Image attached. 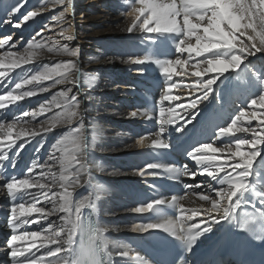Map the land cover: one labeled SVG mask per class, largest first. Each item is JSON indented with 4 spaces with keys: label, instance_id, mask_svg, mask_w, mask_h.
I'll use <instances>...</instances> for the list:
<instances>
[{
    "label": "snow or ice",
    "instance_id": "obj_1",
    "mask_svg": "<svg viewBox=\"0 0 264 264\" xmlns=\"http://www.w3.org/2000/svg\"><path fill=\"white\" fill-rule=\"evenodd\" d=\"M27 0H15L14 3H9L4 6V14L6 22L11 23L12 18L17 14L25 22L33 20L40 15L42 10H47L46 5H42L35 10L21 12ZM55 4L63 5L65 0H54ZM69 5L72 0H67ZM132 0L131 11L128 15L133 16V22L127 28L129 33L134 29L142 32L156 33V37L168 36L174 38V47L177 53H188L186 59L176 58L165 61H151L162 70L164 76V91L161 94L159 101V122L160 129L157 133L156 140L153 143L155 148H168L169 144L160 139L161 134L168 129L166 126L177 124L178 120L183 119L184 123L188 122L189 117L195 112L192 111L204 101L209 99L213 85L216 83V77L229 72V70L237 69L249 56H256L257 53H264V0ZM143 20L141 21V17ZM55 18V17H54ZM62 19V17H60ZM140 21V23H137ZM151 25V26H150ZM15 27L20 28L21 24L17 22ZM48 28V25L44 26ZM167 34V35H165ZM239 34V36L237 35ZM36 35H40L38 32ZM60 35L64 36L62 31ZM65 39L72 40L73 36H64ZM243 38V39H241ZM194 39L195 43L191 41ZM11 37L0 39V49H5L3 55H0V67L4 66L7 58V63L10 68H19L24 64L33 63L38 56L39 49H45L49 53H63L69 56H77V50L63 47H56V43L49 45L44 39L37 41L33 37L24 51H12L16 48L15 43H9ZM212 52L211 57L192 62L195 57H201L204 53ZM148 58L136 59L130 61L134 64H144ZM185 66L194 69L191 75L199 79L194 83L183 84L173 80L174 75H186ZM181 71L177 72L176 69ZM209 73L214 75L209 76L207 80L203 79ZM82 73L77 63L68 62L60 63L55 66L45 65L43 69L29 76L27 72L20 78V82H16L14 87L7 91L6 94H0V110L7 109L10 104H15L17 101L24 100L28 97H35L38 93H46L50 88L58 84H71L78 86L82 77ZM7 72H0V77L7 78ZM252 76L256 77L261 85V90L264 91V79L257 76L255 71ZM45 81H51V84L44 85ZM8 83H11L8 80ZM0 85L7 88L8 84L5 80H0ZM28 85L34 87L27 88ZM44 85V86H41ZM183 86L191 90L192 93H199L194 98H189L185 103L169 104L165 106V102L178 101L181 97L174 95L172 89L174 87ZM72 89L59 93L62 98L60 102H49L40 104L38 110L23 113L20 116H14L10 123L0 122V179L3 183L0 187L6 188L7 194L12 198L10 207L11 218L8 221L12 229V234L7 240V249L10 250L11 264H64L65 260H70L68 254L69 238L73 227L76 225L74 217L81 216L78 208L85 206L91 207L92 202L89 197H85L78 203L73 202V191L81 183V172L87 170L85 158L88 155L90 144L83 134L84 123L80 103L76 96H68V92ZM91 99V97H89ZM251 105H258L264 109V95H258L256 98H250ZM62 109V111L53 112V108ZM86 110V109H85ZM53 113L51 116H46L39 123L33 124L38 116ZM181 113H190L183 117ZM4 113H0L3 115ZM138 115L147 116V112L138 113L131 112L133 118ZM30 116L31 120H24L23 117ZM246 113L239 111L234 119H231L230 126H220L216 133L217 139L220 137L232 134L234 132L250 133L251 139L247 136L236 137L234 146L232 143L226 142L223 147H213L212 143L201 142L202 146H195L193 151L188 153V156L195 160L198 165H206L201 169V175L210 177L213 183L208 184L209 191L196 192L199 200L206 202L210 207L204 208L203 213L206 217L200 223L192 224L190 227H185L186 219L191 220L200 214L198 209L185 210L180 201L187 199V195L174 196L171 198L170 206L179 208L181 211V221L179 224L173 222H165L158 224H136L131 231L147 232L152 228H160L170 235L175 237L181 243L186 245V250L191 251L193 245L196 244L199 237L210 232L213 225L220 224L222 221L235 219L237 209L241 207V203L245 194H251L255 203L252 204L256 208L257 201L261 206H264V190H258L250 182V170L253 167V160L259 155V150L264 149V113L257 116L256 108L253 107L247 113L250 125L252 120L259 119V124L256 127L240 126L243 125ZM73 118H79V126L71 130L73 136L72 143L76 151L69 158L64 153L63 145L67 137L57 140L52 145V151L48 154L47 160L40 163L34 159L30 167L26 170L27 175L24 178H18L17 175H4L7 166L15 167V157L23 150L26 144L32 142L31 139L25 140L23 144L16 147V140L23 137L35 138L51 133L57 127L63 124H71ZM151 118V117H149ZM19 126V131L16 133L15 140L12 139L14 129ZM182 130V127H181ZM95 137H93V140ZM140 147H144V141H138ZM44 145L43 139L39 141V147ZM16 147V151H13ZM247 147V151H242ZM61 155L57 156L56 153ZM221 153L227 154V159L223 163H211L215 160V156H206L205 153ZM11 153V155H9ZM7 162V165L4 163ZM57 164L59 171H54ZM147 168L160 167L158 164H148ZM75 169L73 171L72 169ZM39 173L36 174V170ZM139 175L144 176L145 172L137 169ZM165 171L172 174L174 178L189 175L187 167L166 168ZM194 176L195 173H192ZM188 189H199L201 184L185 185ZM38 189V191L30 192L26 189ZM58 188L59 191L53 189ZM18 193H22L18 196ZM214 193V196L212 195ZM98 198V197H97ZM18 201V202H17ZM166 203L165 200L156 199L155 204L162 206ZM42 204H50V208L37 206ZM27 205V206H26ZM153 209L152 203H147L146 207H137L134 210L138 213L147 212ZM159 211V208H157ZM33 213H38L37 219H33L31 223H40L47 221L46 226H41L38 230L25 231L23 234H18L17 230L23 224H28L25 217H30ZM58 213L63 215L58 216L59 223L55 219H49L52 216H57ZM213 213L218 215L213 216ZM259 216H264V211L258 213ZM255 216H249L241 224V227L246 229L252 223ZM201 224L207 226L201 228ZM89 238L96 232L94 225L88 226ZM264 237V234L258 238ZM18 241H30V246L18 247ZM39 242V243H37ZM82 246L87 252V244L82 243ZM35 249V251L33 250ZM122 257H129V251L119 253ZM134 264H144L145 260L142 256L132 258Z\"/></svg>",
    "mask_w": 264,
    "mask_h": 264
},
{
    "label": "bare ground",
    "instance_id": "obj_2",
    "mask_svg": "<svg viewBox=\"0 0 264 264\" xmlns=\"http://www.w3.org/2000/svg\"><path fill=\"white\" fill-rule=\"evenodd\" d=\"M14 2L15 0H0V22L2 23V21H5L6 27L14 29V37H11V41H9V43L16 44V48L12 49V51L22 53L30 40L24 42L23 38L19 41L16 40V38L22 34L25 36L31 33L34 24L37 28L45 20L49 21L45 24L49 27H44V29L41 30L40 35L35 37L37 41L44 39L49 45L55 42L57 48L62 49L66 46L69 49L77 50V56L73 57L63 53H49L46 48L39 49L37 50L38 56L34 59L33 63L21 65L19 68H16L14 72L19 76L27 72L30 76L41 71L43 69L41 68L42 64L55 66L60 63L75 62L83 75L78 86H73L71 84H58L50 88L46 93H38L35 97H28L24 100L17 101L15 104H10L7 109L0 110V113L6 112L5 114L0 115V117L9 116L11 111L16 114L15 116H20L23 113L35 111L34 107L38 110L40 104L52 101L60 102L62 98L59 96V93L66 91L68 88L72 89V91L67 94L69 97L76 96L80 103V110L82 112L84 123L83 134L90 144L88 155L84 161L89 170L81 172V183L74 189H70L73 191V202L78 203L87 196L95 203V211H93L91 207L85 206L81 210V213L83 215L86 209H90L96 215L99 225L108 229L104 234L108 241V247L105 253L110 264H134L132 258L135 256L127 245V240L130 236H134L135 232L130 230L129 234L123 233L128 222L133 225L132 227L136 225L133 217V203L130 199V192L135 187H140L146 179L154 176L151 172L147 171L148 174H145L143 178H141L143 181L138 182L137 179L139 178L129 170L130 165L128 160L137 162V168L139 169V166L142 164L146 167L150 162V157L152 155H158L160 150L169 149L172 151H179L180 153H189L194 150L195 146H202L201 142L212 143L213 147H223L224 144L229 141L234 146L236 137L239 136H247L251 139L250 133L234 132L220 137L219 139H217L216 133L219 131L220 126H230L231 119H234L235 115L239 114V111H244L246 116L244 117L243 125L238 123L237 127H256L259 124V119H255L251 121L250 125H248L247 113L250 112L253 107L256 108L257 116L264 113V109H261L258 105L252 106L250 100V98H256L258 95H264V91L261 90V85L257 78L252 76V72L255 71L258 77L264 79V53H257L256 56H249L237 69L229 70V72L217 76L216 83L213 85L209 99L199 104L196 109L192 110L195 113L189 117L186 124L180 125L184 123V120L181 119L178 120L175 125L166 126L168 130L161 134L160 139L166 141L169 144V147L166 149L155 148L152 145L156 140L157 133L161 126L159 122V101L161 94L164 91L165 81L162 70L156 65V63L151 61H165L176 59L178 57L186 59L188 53L180 54L176 52L174 38L168 36L156 37L158 35L156 33L142 32L138 29H134L132 33H129L127 28L132 25L134 19L133 16H131L132 19L128 20H122L119 15H115L114 17L109 16L110 11H116L115 7H118V5H120L128 14L133 6L132 0H101V3L103 2L104 5L103 7L101 6V8L98 5L100 4V0H72L71 5L67 3V0H65L63 5L55 4L54 0H27L24 8L21 9V12L35 10L42 5H46L47 10H42L40 15L27 23L20 18L19 14L12 18L11 23H7L3 9L4 6ZM136 6H139L138 0ZM106 7L109 9V14L105 12ZM78 14H80V18H76V15ZM60 17H62V19H60ZM19 19H21L19 22L21 27L17 28L15 27V24ZM77 19H81L80 22H78ZM100 19L106 21V24L109 25L107 30L110 31L112 35L117 36L118 33L120 37L114 38V36H112L113 39L110 43L116 44L113 45L114 47L111 49L102 50L99 47L97 52L98 60L95 61L91 58L86 61L83 59L82 44L79 40V38L86 36V33L83 31L85 27H83L82 24L85 25L90 21H99ZM142 20L143 16L141 17V21ZM93 23L94 22H92V24ZM137 23H140V21H137ZM4 29L5 27L2 30ZM62 31L64 32V36L71 35L74 39H65L64 36L60 35ZM47 33L51 35L48 37L42 36ZM237 35L239 36V34ZM12 39H14L13 42ZM191 42L195 43L194 39ZM107 47H109V45L105 43V48ZM126 55L131 56V60H126ZM212 55V52H208L204 53L201 57L194 56L192 62L194 63L196 60L202 61L204 57H211ZM145 57L148 58V60H146L144 64L130 63L132 60L144 59ZM107 63L110 65H116L115 67L119 66L118 69L125 67L126 70L131 72L132 79L121 76L126 74L118 72L117 74H114L113 77L111 75L109 83H101V74L103 71H107V69L111 72V68H104L100 70L101 72L98 71L96 74L94 72V66H103ZM4 64L8 66L7 58ZM184 70L187 73L186 75H174L173 80L188 84V82L194 83L199 79L191 75L192 71H194L191 67L185 66ZM176 71L180 72L181 69L177 68ZM10 75L9 72L8 76ZM212 75L214 74L209 73L207 76H204L203 79L207 80L208 77ZM120 81L122 83L124 82V86L121 88L122 95L125 98L127 105L130 106L131 112L137 111L138 113H148L147 116L138 115L135 118L129 113L127 117L121 118L126 123L129 122L125 129L120 128L118 125L115 126V123L108 125L103 119V114L101 113L102 102L104 100L103 92L107 91L109 88H116L118 85L117 83ZM18 82H20V79ZM15 83L16 80L12 83H7V88H5L4 85H0V92L6 94L7 91L14 87ZM48 84H51V81L44 82V85ZM26 87L31 88L34 87V85H28ZM172 92L174 95L181 97V99L173 102L166 101V107L169 106L170 103L173 105L185 103L190 97L194 98L199 95V93H192L190 89L183 86L174 87ZM89 97H91V99H89ZM115 106V109L125 112L122 105L117 103ZM99 108L101 110H99ZM103 110L108 112L106 107ZM56 111H62V109L54 107L53 112ZM52 114L53 113H47L46 115L38 116L37 118L43 120L46 116H51ZM181 115L186 117L190 115V113H181ZM23 119L31 120V117L27 116L23 117ZM2 122L10 123V121L7 120ZM32 123L36 124V121H33ZM78 126L79 118H73L71 124H63L51 133L37 136L34 139L31 137H23L20 140H16V147L23 144L25 140L31 139L32 142L26 144L19 154L22 156L30 155L33 159H37L40 163H43L47 160L48 154L52 151V145L55 144L57 140L67 137L63 148L64 153L70 158L76 151L75 146L72 143L73 136L71 130ZM122 129H124V131H121ZM18 131L19 126L13 131V140H15ZM132 134L138 137V141L143 140L145 146L140 147L138 142V147L132 145L130 143V136H132ZM93 137H95L94 140ZM42 139L44 145L40 148V151L37 152L36 149L39 147V141ZM16 147H14L13 150H15ZM242 151H247V147L243 148ZM56 155L60 156L61 153L57 152ZM204 155L209 157L214 155L215 160L211 161V163L216 164L223 163L227 159V154H213L209 152ZM112 156L119 157V160H117L119 161L118 164L110 161ZM263 160L264 149H260L259 155L253 160V167L250 170V182L258 190H264ZM185 163L190 174L187 176H180L179 178H174L172 174L165 171L166 168L175 167H172L168 162L162 159L157 163L160 167H157L156 169L160 170V173L158 174L159 177L176 181L181 187L192 184H201L203 186L202 188L195 190L185 187V189L188 190L185 194L188 198L180 201L185 210L198 209L200 211L199 215L189 220L190 222L195 221L200 223L206 219L203 209L210 207V205L199 200L195 193L209 191L208 184L213 182L207 175L200 174L201 169L206 167V165H198L192 158H188ZM53 170L58 172L59 165L57 164L56 168ZM72 170L75 171L74 168ZM38 173L39 169L36 170V174ZM192 173H195V175L193 176ZM120 176L128 178L120 180L119 182L113 181V179L119 178ZM53 190L59 191L58 188ZM25 191L35 192L38 191V189H26ZM4 194H7L6 188H0V196ZM212 195L214 196V193H212ZM170 201L171 199L166 200L168 204H170ZM253 203H255V201L252 195L245 194L241 205H252ZM37 206L51 207L50 204ZM256 206L264 211V206H261L258 201ZM59 215L63 214L58 213L57 216H52L49 219H55L59 223ZM212 215L216 216L218 214L213 213ZM38 216V213H33L32 216L23 218L29 221L28 224L23 226L28 227L31 230H38L42 225L46 226L47 221L31 223V221L37 219ZM184 216L186 218L187 212L184 213ZM117 220H119L120 224ZM162 220L163 218L159 217L158 223H161ZM230 220L232 219L230 218ZM225 223L227 224L229 221H222L220 224L213 225L211 232H218ZM77 239L78 233L76 241ZM30 243V241H18L17 246L27 247L30 246ZM33 250L35 251V249ZM122 251H129V257L120 256L119 253ZM9 258H11V256L10 250L7 249V244H0V259Z\"/></svg>",
    "mask_w": 264,
    "mask_h": 264
},
{
    "label": "rangeland",
    "instance_id": "obj_3",
    "mask_svg": "<svg viewBox=\"0 0 264 264\" xmlns=\"http://www.w3.org/2000/svg\"><path fill=\"white\" fill-rule=\"evenodd\" d=\"M87 1H89V0H87ZM90 1H92V0H90ZM98 5H99L100 8H101V6L102 7L104 6L103 2L101 3V0H100V4H98ZM118 7L120 8V10H119ZM118 7L117 6L115 7L116 11H114V10L110 11V14H109V9L106 7L105 8V12L107 14H109V16H112V17H114L115 15H119L122 20L132 19L131 16L128 15L126 13V11H124L120 5H118ZM76 16H77L76 18H80V14H78ZM80 20L77 19L78 22H80ZM20 21H21V19L18 20V22H20ZM48 22L49 21H46V20L43 21V23L40 26H38L37 28H36V25L34 24V26L32 27L31 33H29V34H27L25 36H23V34H22L18 38H16V40L19 41L22 38L24 39V42L28 41V40H31L33 37L37 36L36 34L38 32L40 33L41 30L44 29L45 24L48 23ZM92 22H94V23L92 24ZM82 26L85 27V29H83V31L86 33V36H84L82 38H79V40L81 41V44H82V53H83L82 56H83V59H85L86 61L90 60L91 58H93L95 61L98 60V53L97 52H98L99 47L102 50L111 49V48L114 47L113 45L116 44V43H114V44L110 43V41L113 39L112 36H114V38L115 37H117V38L120 37L118 33H117V36L116 35H112V33H110V31L107 30V27L109 25L106 24V21L104 19H100L99 21H90L88 24H85V25L82 24ZM4 27H5V29L2 30ZM50 35L51 34L47 33V34H44L42 36L43 37H48ZM7 37H14V29L10 28V27H6L5 26V21H2V23L0 22V39H4V38H7ZM13 40L14 39H12V42H13ZM105 43H107L109 45V47L105 48ZM4 50L5 49H0V55H3ZM126 60H131V56L126 55ZM46 65H48V64H46ZM101 65H103V64H101ZM44 66L45 65L42 64L41 68H43ZM103 66H106V67H103ZM103 66H94V72L96 74H97L98 71H100V70H102L104 68H108V67L111 68L110 69L111 72H109L108 69H107V71H103V73L101 74V77H100L101 83H109L111 75L113 77V75L117 74L118 72H120V73L123 72V74H126V75H121V76L129 77V79H132L131 72L126 70L125 67H122L121 69H118L119 66L115 67L116 65H110L108 63L106 65H103ZM15 69L16 68H10L9 66L4 64L3 67H0V72H8V73L10 72L11 75L7 76V78L0 77V79L1 80H5L6 83H8V80H10L11 83L13 81H15V80H16V82H18V80L20 79V76L22 77L23 75L19 76L17 73L14 72ZM11 72H13V73H11ZM188 83H191V82H188ZM117 84L118 85H117L116 88H109L107 91L103 92L104 100L102 102V110L100 108H99V110L102 111L101 113L103 114L102 115L103 119L106 121V123L108 125L112 124V123H115V126L118 125V126H120V128H124L125 129L129 122L126 123L121 118L127 117L129 115V113H131V109H130V106H128L127 103L125 102V98L122 95V89L121 88L124 86V82L122 83L120 81ZM121 84H123V85H121ZM117 103L122 105V107H124L123 110L125 112L119 111L118 109H115L116 108L115 105ZM105 107H106V110L109 113L105 112L103 110ZM34 109L36 110L37 108L34 107ZM39 121H40V118H37L36 119V124L39 123ZM124 129H122L121 131H124ZM130 137H131L130 138V140H131L130 143L132 145H135L136 147H138V143H137L138 142V140H137L138 137H136L134 134H132V136H130ZM111 159H110V161L112 163H115V164L119 163V161H117V160H119V157L112 156ZM263 162H264V160H263ZM128 163L130 165V167H129L130 172H133L134 175H136L139 178V179H137L138 182H140V181L142 182L143 180H141V178H143V176L139 175L137 173L138 171H136V169H134V168H137L136 167L137 164H135L134 168L132 166L134 163H137V162H133L132 160H128ZM87 170H89V168H87ZM126 178H128V177L120 176L119 178L113 179V181H115V182L118 181L119 182L120 180H125ZM117 222L119 223V220H117ZM132 226L133 225L130 222H128L127 225H126V229L124 230L123 233H128L129 234L130 230L132 229Z\"/></svg>",
    "mask_w": 264,
    "mask_h": 264
},
{
    "label": "clouds",
    "instance_id": "obj_4",
    "mask_svg": "<svg viewBox=\"0 0 264 264\" xmlns=\"http://www.w3.org/2000/svg\"><path fill=\"white\" fill-rule=\"evenodd\" d=\"M93 211L96 210L95 203L91 206ZM83 208H78V212H81ZM76 222V225L72 229L71 236L69 238V246H68V254L70 256V260H65L64 264H103L101 259V254L104 253L108 247V241L105 238V232L108 231L107 228L102 227L100 225H94L96 228V232L92 234L91 238H89V232L85 231L83 234H87V252H85L84 247L81 243L77 244L76 236L78 231L81 233V225L83 223L81 216H76L73 218ZM92 225V224H89ZM88 225V226H89ZM249 230V225L245 229ZM264 240V237L258 238ZM144 264H148L147 261Z\"/></svg>",
    "mask_w": 264,
    "mask_h": 264
}]
</instances>
